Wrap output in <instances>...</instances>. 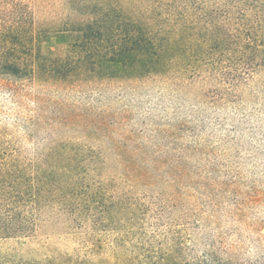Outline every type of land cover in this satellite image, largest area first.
Wrapping results in <instances>:
<instances>
[{
  "label": "rangeland",
  "instance_id": "374dc122",
  "mask_svg": "<svg viewBox=\"0 0 264 264\" xmlns=\"http://www.w3.org/2000/svg\"><path fill=\"white\" fill-rule=\"evenodd\" d=\"M26 1L50 34L42 53L64 57L68 43L55 32L83 5ZM4 86L0 147L54 165L58 188L72 163L90 192L74 197L73 214L70 201L47 198L32 237L0 241V264H115L159 232L197 250L210 238L251 254L264 241V72L240 86L209 67L181 78Z\"/></svg>",
  "mask_w": 264,
  "mask_h": 264
},
{
  "label": "trees",
  "instance_id": "16d2710c",
  "mask_svg": "<svg viewBox=\"0 0 264 264\" xmlns=\"http://www.w3.org/2000/svg\"><path fill=\"white\" fill-rule=\"evenodd\" d=\"M74 3L83 5L79 9L86 13L62 21L55 33L68 43V52L52 57L42 53L41 43L50 34L37 26L29 2L0 0V79L5 89L39 81L181 78L202 67L213 68L240 86L264 72V0ZM43 165L26 160L18 149L0 147V241L32 237L38 228L37 207L50 201L47 198L58 199L62 205L70 201L71 207L74 197L90 192L74 180L72 163L63 170L66 181L61 188L54 165ZM164 233H155L153 244L120 253L115 264H264L261 239L251 254H245L210 238L197 250L192 240H169ZM10 264L82 263L52 259Z\"/></svg>",
  "mask_w": 264,
  "mask_h": 264
}]
</instances>
